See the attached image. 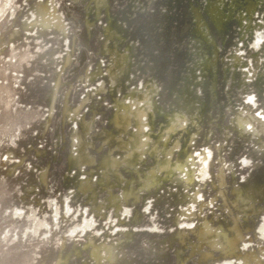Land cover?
<instances>
[{"label":"rangeland","instance_id":"rangeland-1","mask_svg":"<svg viewBox=\"0 0 264 264\" xmlns=\"http://www.w3.org/2000/svg\"><path fill=\"white\" fill-rule=\"evenodd\" d=\"M251 263L264 0H0V264Z\"/></svg>","mask_w":264,"mask_h":264},{"label":"bare ground","instance_id":"bare-ground-1","mask_svg":"<svg viewBox=\"0 0 264 264\" xmlns=\"http://www.w3.org/2000/svg\"><path fill=\"white\" fill-rule=\"evenodd\" d=\"M245 124L246 123H242L241 122V126H245ZM208 232V231H207ZM206 232V233H207ZM236 233H237V235L235 236V237H233V238H229V237H227V236H225L224 237V239H225V242H226V246H227V248H226V250H225V255L227 256V257H232L233 256V254H235L234 253V250L237 248V245H238V243L240 242V240H241V235H240V232L239 231H236ZM100 247L97 249V251H95V253H94V256L97 258V259H101L100 258ZM93 256V257H94ZM207 256H203V258H206ZM234 257V256H233ZM95 258V259H96ZM252 260V257L249 255V256H247V257H245V262H247V263H249L250 261ZM252 264V263H251Z\"/></svg>","mask_w":264,"mask_h":264}]
</instances>
